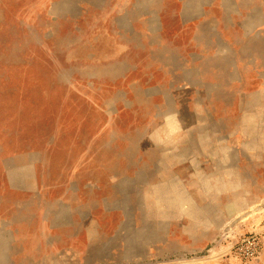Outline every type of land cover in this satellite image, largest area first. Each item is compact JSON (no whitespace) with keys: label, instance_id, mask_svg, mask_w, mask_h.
<instances>
[{"label":"rangeland","instance_id":"obj_1","mask_svg":"<svg viewBox=\"0 0 264 264\" xmlns=\"http://www.w3.org/2000/svg\"><path fill=\"white\" fill-rule=\"evenodd\" d=\"M254 231L264 264V0H0V264Z\"/></svg>","mask_w":264,"mask_h":264},{"label":"built area","instance_id":"obj_2","mask_svg":"<svg viewBox=\"0 0 264 264\" xmlns=\"http://www.w3.org/2000/svg\"><path fill=\"white\" fill-rule=\"evenodd\" d=\"M229 235L224 236L228 242L226 249L218 254L224 258L223 264H256L261 260L263 243L260 232Z\"/></svg>","mask_w":264,"mask_h":264}]
</instances>
